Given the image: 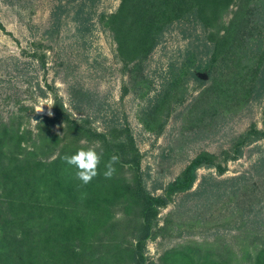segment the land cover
I'll use <instances>...</instances> for the list:
<instances>
[{"label": "rangeland", "instance_id": "rangeland-1", "mask_svg": "<svg viewBox=\"0 0 264 264\" xmlns=\"http://www.w3.org/2000/svg\"><path fill=\"white\" fill-rule=\"evenodd\" d=\"M122 1L0 0L1 162L47 165L92 147L101 177L110 156L121 157L113 192L139 176L145 193L164 197L143 260L133 257L140 207L115 197L90 239L95 260L264 261V0H232L207 24L182 16L140 56L111 28ZM203 154L192 187L172 192ZM46 196L54 210L53 192Z\"/></svg>", "mask_w": 264, "mask_h": 264}, {"label": "trees", "instance_id": "trees-1", "mask_svg": "<svg viewBox=\"0 0 264 264\" xmlns=\"http://www.w3.org/2000/svg\"><path fill=\"white\" fill-rule=\"evenodd\" d=\"M231 2L123 0L119 12L111 15L110 24L121 48L129 47L140 56L145 53L144 47L149 50L154 47L167 24L194 14L207 24L208 20H218L216 17ZM228 34L221 35L219 41L224 42ZM214 46L216 50V42ZM204 70L210 72L212 67L209 65ZM205 161H208L207 154L192 161L170 186L172 192L189 190ZM22 162L6 166L0 157V264H46L51 261L47 256L51 251L55 253L51 264H58V258H64V264H109L111 260L103 255L95 260L88 253V246L94 233L113 216L111 208L119 196H129L140 207L144 236L135 246L133 257L143 260V241L151 234L158 208L166 206L167 201L145 193L139 176L133 186L126 185L113 192L110 179L101 177L100 173L89 184H82L75 177L76 169L62 158L47 165ZM48 190L55 197L54 210L46 196ZM128 246L124 245L123 249ZM262 260L258 257L254 264H264ZM181 261L195 264L189 255ZM200 262L222 264L215 259Z\"/></svg>", "mask_w": 264, "mask_h": 264}, {"label": "clouds", "instance_id": "clouds-1", "mask_svg": "<svg viewBox=\"0 0 264 264\" xmlns=\"http://www.w3.org/2000/svg\"><path fill=\"white\" fill-rule=\"evenodd\" d=\"M49 115H51V112H49ZM62 159L68 166L76 169L75 177L84 185L89 184L99 174L98 168L101 163V155L92 147L79 149L74 154L65 155ZM120 162L121 157L119 154L114 153L110 156L105 164L106 170L103 173L106 179L113 177L116 173L115 165Z\"/></svg>", "mask_w": 264, "mask_h": 264}]
</instances>
